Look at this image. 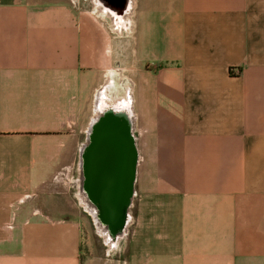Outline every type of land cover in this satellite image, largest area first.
<instances>
[{
    "label": "crops",
    "instance_id": "1",
    "mask_svg": "<svg viewBox=\"0 0 264 264\" xmlns=\"http://www.w3.org/2000/svg\"><path fill=\"white\" fill-rule=\"evenodd\" d=\"M77 1L0 0V264H85L54 181L100 96L139 151L109 262L264 264V0Z\"/></svg>",
    "mask_w": 264,
    "mask_h": 264
},
{
    "label": "water",
    "instance_id": "2",
    "mask_svg": "<svg viewBox=\"0 0 264 264\" xmlns=\"http://www.w3.org/2000/svg\"><path fill=\"white\" fill-rule=\"evenodd\" d=\"M116 7L123 14L126 2ZM96 109L87 143L81 150L85 167L81 191L97 226L111 247H115L125 236L135 195L139 151L134 114L132 101L126 99L108 101L100 96ZM100 154L106 161L98 159Z\"/></svg>",
    "mask_w": 264,
    "mask_h": 264
},
{
    "label": "rangeland",
    "instance_id": "3",
    "mask_svg": "<svg viewBox=\"0 0 264 264\" xmlns=\"http://www.w3.org/2000/svg\"><path fill=\"white\" fill-rule=\"evenodd\" d=\"M37 2H48L55 0H35ZM70 2L72 0H69ZM78 4L77 0H73ZM82 3V4H81ZM80 5L88 6L87 3L84 4L83 0H80ZM92 108V102L90 103ZM78 178V176H77ZM71 179L63 178L54 181L55 191H59L64 196H66L69 208V213L74 211L76 214L80 213L82 225H83V238L81 243V260L85 264H109V259L115 257V252H112V247L108 243L106 237L97 228V224L93 218L91 212L87 209L83 203H81L79 198V188H77L76 183L71 184ZM73 182V181H72ZM74 186V189L72 188ZM69 188V189H68ZM66 202V201H65ZM72 213V214H75ZM115 251V250H114Z\"/></svg>",
    "mask_w": 264,
    "mask_h": 264
},
{
    "label": "bare ground",
    "instance_id": "4",
    "mask_svg": "<svg viewBox=\"0 0 264 264\" xmlns=\"http://www.w3.org/2000/svg\"><path fill=\"white\" fill-rule=\"evenodd\" d=\"M86 3H88V1L86 2ZM82 4V3H81ZM88 5V4H87ZM86 7V6H85ZM90 7V6H89ZM88 7V8H89ZM90 10V9H89ZM88 11V10H87ZM95 18H97V17H95ZM99 18V17H98ZM118 20L119 19H117V21H116V23H117V27H116V29H118V30H121V28H119V27H121V23H119L118 22ZM112 22V21H111ZM123 22L125 23V19H123ZM112 24H113V22H112ZM108 28V27H107ZM110 30V29H109ZM117 54V53H116ZM114 56V55H113ZM113 60V59H112ZM113 63V62H112ZM129 68V67H128ZM106 99V98H105ZM70 167V166H69ZM74 168H75V166H74ZM75 183H76V185H77V188H79V193H78V195H79V198H80V201H81V203H83V205H85L86 207H87V205H86V203H85V201H84V195L82 194V191H81V182H79L78 181V179L77 180H75L74 181ZM69 189V188H68ZM74 189V188H73ZM88 209V208H87ZM89 210V209H88ZM94 218V217H93ZM94 220H95V222L97 223V221H96V219L94 218ZM98 225V224H97ZM97 228L100 230V227L99 226H97ZM101 231V230H100ZM103 231H101V233H102ZM111 264V263H110Z\"/></svg>",
    "mask_w": 264,
    "mask_h": 264
},
{
    "label": "flooded vegetation",
    "instance_id": "5",
    "mask_svg": "<svg viewBox=\"0 0 264 264\" xmlns=\"http://www.w3.org/2000/svg\"><path fill=\"white\" fill-rule=\"evenodd\" d=\"M86 143H87V139H86L85 143L82 145L81 150H83V148L85 147ZM81 150H80L79 174H78V178H76L75 180L78 179V181L81 182V187H82V175H83V172L85 170V167H84V160H83V158H81ZM101 155L102 154L99 155L98 159L100 161H106L105 156L104 155L101 156Z\"/></svg>",
    "mask_w": 264,
    "mask_h": 264
}]
</instances>
